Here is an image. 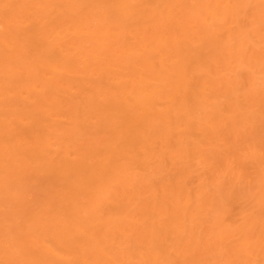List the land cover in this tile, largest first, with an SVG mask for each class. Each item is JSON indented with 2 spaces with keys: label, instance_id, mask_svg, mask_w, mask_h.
Here are the masks:
<instances>
[{
  "label": "bare ground",
  "instance_id": "obj_1",
  "mask_svg": "<svg viewBox=\"0 0 264 264\" xmlns=\"http://www.w3.org/2000/svg\"><path fill=\"white\" fill-rule=\"evenodd\" d=\"M0 264H264V0H0Z\"/></svg>",
  "mask_w": 264,
  "mask_h": 264
}]
</instances>
